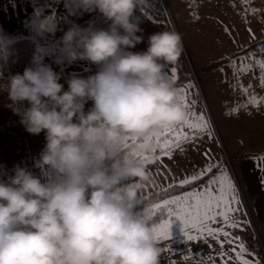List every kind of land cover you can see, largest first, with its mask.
Segmentation results:
<instances>
[{
    "label": "clouds",
    "instance_id": "9594fccd",
    "mask_svg": "<svg viewBox=\"0 0 264 264\" xmlns=\"http://www.w3.org/2000/svg\"><path fill=\"white\" fill-rule=\"evenodd\" d=\"M143 3L74 0V10L110 21L87 33L73 24L61 38L99 70L71 75L65 91L37 55L4 85L26 131L45 133L39 165L51 175L42 181L18 164L12 175L0 169V264H161L146 195L156 181L139 157L187 112L165 70L182 54L180 35L157 31L146 51H131L144 40L135 18ZM45 30L54 34L56 22Z\"/></svg>",
    "mask_w": 264,
    "mask_h": 264
},
{
    "label": "rangeland",
    "instance_id": "374dc122",
    "mask_svg": "<svg viewBox=\"0 0 264 264\" xmlns=\"http://www.w3.org/2000/svg\"><path fill=\"white\" fill-rule=\"evenodd\" d=\"M246 9L258 11H248L245 16ZM135 18H138L143 29L144 40L131 51H146L148 36L157 31L171 30L180 35L182 54L175 65H167L165 70L171 77V68H177L175 83L178 88L189 81L195 86L189 100H196V111H203L212 126L211 139L205 135L195 147L192 144L185 145L186 152L183 155L178 150L174 155L186 160L185 157L188 158L191 153L189 146L196 149L203 143L211 148L209 156L212 161H221L231 173V167L235 170L238 159L220 147L221 126L213 100L219 97V83L225 69L226 74L232 76L233 68L229 64L227 68L224 67L230 59L239 66L241 57H245V63H254L249 53L260 57L258 50L264 45V0H250L249 4L242 3V0H144L141 7L136 9ZM53 21L56 22L54 34L45 30ZM73 24L87 33L93 29H107L110 21L99 12L74 10V0H0L2 44L32 39L42 55L43 63L61 75L60 83L66 88L65 91L68 89L67 79L71 75L87 78L99 70V66L89 61H76L74 53L61 44L64 32ZM259 75V67H254L241 74L243 77L240 78L253 80L259 79ZM8 78L0 76V169L12 175L14 166L18 164L44 181L51 175L47 166L41 168L39 165L40 153L46 142L37 146L27 137L26 129L20 122V116L13 110L14 106L4 87ZM91 106V101H88L85 110ZM15 124H19V129ZM163 138L164 132L160 139ZM158 153L159 145L151 156ZM173 180L178 181L169 178L159 185L161 187L154 188L152 193L166 188ZM232 233L238 235L237 232ZM240 239L248 250L261 255L260 264H264L263 233H258L252 225Z\"/></svg>",
    "mask_w": 264,
    "mask_h": 264
},
{
    "label": "snow or ice",
    "instance_id": "6c2138e0",
    "mask_svg": "<svg viewBox=\"0 0 264 264\" xmlns=\"http://www.w3.org/2000/svg\"><path fill=\"white\" fill-rule=\"evenodd\" d=\"M242 3L249 4L250 0H242ZM248 11L256 12L258 10L246 9L245 16ZM258 51L261 53L259 58H257V54L249 53V57L254 63H245V57H241L240 64L237 66L235 60H229V66L233 68V77L236 80L233 88L238 87L239 91L246 97L244 102H237L229 110L228 114L230 115L238 114L241 108L246 110L249 105L259 109L261 104H264V97L258 96L252 91L251 84L245 87L240 82L241 74L247 73L254 67H259L260 87L264 88V45ZM171 78L174 81L178 78L177 68L175 67L171 68ZM194 87L189 81L179 88V102L186 110L187 116L178 126L164 127V138L156 141V144L160 147V155H142L141 160L144 163H155L164 156L171 159L177 150L183 155L186 152L185 145L192 144L195 147L197 141L205 135L209 139L212 138L213 131L209 119L203 111H196V100H189L191 90ZM155 151L156 149L153 150V153ZM204 155L207 159L204 167L191 175L184 176L178 181L173 180L166 188H161L164 192H168L174 188L183 189L185 186L193 185L195 182L208 177L206 182L199 187L164 199L153 206V215L157 210H166L168 215L167 220L153 227L156 239H171L172 225L175 221H179L182 224L181 232L185 241L204 240L207 242L211 238L219 245L220 251L218 253L204 259H197V264H209V262L210 264H216L217 256L219 257L220 264H229L230 261L232 264H260L258 258H255L254 261L246 258L247 255L254 256V254L248 251L246 244L240 237L234 236L229 231V229L236 228H241L242 230L243 223L235 218V214L240 211L241 206L235 182L221 161L213 162L208 151ZM254 159L258 161V167L264 171V154ZM226 244L232 246L228 251H225ZM209 247L211 248V245ZM189 253H191L190 249Z\"/></svg>",
    "mask_w": 264,
    "mask_h": 264
},
{
    "label": "crops",
    "instance_id": "0c3cea01",
    "mask_svg": "<svg viewBox=\"0 0 264 264\" xmlns=\"http://www.w3.org/2000/svg\"><path fill=\"white\" fill-rule=\"evenodd\" d=\"M228 64L224 67L227 68ZM240 82L245 87L251 84V90L258 96L264 97V88L260 87L259 79L240 78ZM234 84H236V80L233 73L232 76L231 74L227 75L225 69L219 83V97L213 100L221 126L222 139L220 147L227 154L238 159L235 170L231 167L232 174L228 173L235 182L241 200L240 211L235 214V218L243 223L242 230L236 228L229 229V231L237 232L238 235L236 236L243 237L245 231L253 225L258 233L261 231L264 235V183H262L264 181V171L258 167V161L254 159L264 154V104H261L259 109L249 105L246 110L241 108L238 114H228L237 102L246 100L238 87L233 88ZM26 134L37 146L46 142L44 132L39 135H33L29 132ZM189 148H191V153L188 158L185 157L186 160H182L184 158L179 155H174L171 159L164 156L155 163H145L153 172L156 181L148 188L146 195L151 194L157 186L161 187L159 185L165 183L169 178L173 177L179 180L204 167L207 163L204 153L208 151L210 155L209 150L211 148L203 143H200L196 149L191 146ZM37 149H43V147ZM159 155L160 153L155 156ZM181 229L182 224L175 221L171 228V239L157 240L159 247L162 249L161 264H197V259H204L220 251L219 245L211 238L207 242L204 240L185 241ZM209 245H211V248ZM231 247V245L226 244L225 251H228ZM189 249L191 253H189ZM248 251L254 254V256L247 255L248 260L254 261L255 258H258L261 263L262 259L259 253ZM216 264H220L218 256ZM229 264H232V262L230 261Z\"/></svg>",
    "mask_w": 264,
    "mask_h": 264
},
{
    "label": "trees",
    "instance_id": "16d2710c",
    "mask_svg": "<svg viewBox=\"0 0 264 264\" xmlns=\"http://www.w3.org/2000/svg\"><path fill=\"white\" fill-rule=\"evenodd\" d=\"M93 26H96L95 21L93 22ZM37 55L42 57L40 51L36 46V43L32 39H21L9 44H2V42L0 41V76L10 77L17 73L22 74L26 67L32 65L33 58ZM78 60L80 59L76 58V61ZM25 106H27L26 102ZM15 126L18 129L20 127L19 124H15ZM145 155L151 156L153 155V152L151 154ZM141 158L142 156L139 157V159ZM207 179L208 177H205L202 180L195 182L193 185L185 186V188L183 189L174 188L168 192L158 190L154 193L147 195V197L151 201L152 206H154L155 204L162 202L164 199L171 198L175 195H180L184 191H190L192 190V188L199 187L201 184L205 183ZM167 219L168 215L166 210H157L156 213L153 215L152 226H157Z\"/></svg>",
    "mask_w": 264,
    "mask_h": 264
}]
</instances>
